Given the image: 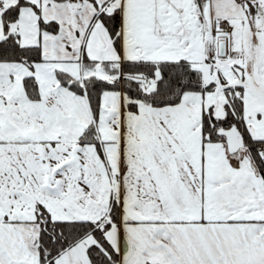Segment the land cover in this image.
Instances as JSON below:
<instances>
[{"label":"snow or ice","instance_id":"obj_1","mask_svg":"<svg viewBox=\"0 0 264 264\" xmlns=\"http://www.w3.org/2000/svg\"><path fill=\"white\" fill-rule=\"evenodd\" d=\"M0 264H264V0H0Z\"/></svg>","mask_w":264,"mask_h":264}]
</instances>
